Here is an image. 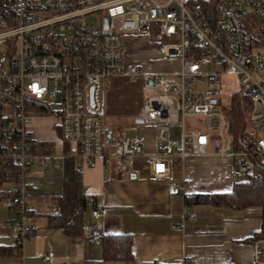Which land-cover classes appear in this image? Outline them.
Wrapping results in <instances>:
<instances>
[{
  "label": "built area",
  "instance_id": "2783aa9c",
  "mask_svg": "<svg viewBox=\"0 0 264 264\" xmlns=\"http://www.w3.org/2000/svg\"><path fill=\"white\" fill-rule=\"evenodd\" d=\"M207 1L0 0V42L10 48L0 67V171L12 177L0 187L8 194L1 205L15 214L8 228L20 254L36 233L28 186L36 166L35 119L56 120L77 173L84 163L102 159L114 160L123 176L130 173L131 160L145 157L142 140L123 131L112 136L108 148L107 80L143 83L140 119L157 129L159 143L169 141L173 127L181 128L179 161L211 153L230 156L236 177L264 179V49L245 52L232 23V16L249 9L264 24V0H219L213 10L206 8ZM130 35L150 38L179 70L151 73L128 65L125 39ZM227 74L237 77L251 101L239 143L221 110ZM192 124H204L205 130L187 131ZM169 172L168 155L159 147L149 175L163 179ZM168 192L198 198L188 182L172 183ZM180 219L184 228L195 215L183 212ZM253 247L254 264H264V237Z\"/></svg>",
  "mask_w": 264,
  "mask_h": 264
},
{
  "label": "crops",
  "instance_id": "0c3cea01",
  "mask_svg": "<svg viewBox=\"0 0 264 264\" xmlns=\"http://www.w3.org/2000/svg\"><path fill=\"white\" fill-rule=\"evenodd\" d=\"M141 37H126L125 60L128 65L143 69L147 67L146 60L134 58L130 44ZM157 56L161 64L156 67L158 72L151 73L170 74L174 73L173 66H179L165 60L161 52ZM103 100L108 148L111 149L112 136L123 131L129 139L142 140L145 157L131 160V171L123 176L117 174L114 160L106 163L98 159L94 163H84L85 234L80 238H70L61 230L47 228L48 216L59 211L51 199L62 194L65 163L67 159L73 160L66 154L70 152V145L63 143L55 127L51 132L57 143L44 138L37 130V122L45 118L35 119L32 131L37 142L36 166L28 177V186L34 205L36 233L26 242L22 254L17 253L8 228L15 214L0 204L4 207L0 209V247L12 251L10 255L0 252V264H254L253 243L256 240L246 241L262 230L261 209L217 207L171 196L168 192L170 184L188 182L197 196L230 194L236 183L234 159L211 153L181 162L176 158L180 139L174 154L166 152L169 175L153 179L149 175V164L164 144L158 142L157 129L140 123L142 120L138 115L127 131L120 122L127 116L121 104L111 102L112 97ZM107 111L119 117L109 126L105 121ZM177 131H181L180 127L172 128L169 141ZM129 132L134 136L131 137ZM55 144H59L61 150L58 155L52 152ZM183 212L195 215L194 221L184 228L180 219ZM110 235L133 238L132 260H104L103 238Z\"/></svg>",
  "mask_w": 264,
  "mask_h": 264
},
{
  "label": "trees",
  "instance_id": "16d2710c",
  "mask_svg": "<svg viewBox=\"0 0 264 264\" xmlns=\"http://www.w3.org/2000/svg\"><path fill=\"white\" fill-rule=\"evenodd\" d=\"M218 1L208 0L205 2V6L213 10ZM232 23L245 52L252 53L256 49L264 48V24L260 25L254 15H234L232 16ZM250 106V99L243 94L238 93L232 100V114L229 120L231 132L236 143H239L245 130V119ZM64 175L62 194L51 199L59 211L54 215L48 216L47 228L49 230H61L70 238H80L85 234L86 197L83 192L82 174L75 171L72 159L66 160ZM10 181H12V177L0 171V187L5 182ZM6 199H8V194L0 192V204ZM195 201L237 210L261 209L263 218L262 230L246 242H254L264 237V179L258 181L250 177L248 181L236 182L230 194L198 196ZM132 245L133 238L131 236H105L103 238L104 260L112 262L132 260ZM0 252L3 255L12 253L11 249L7 247H0ZM17 253H19V250H17Z\"/></svg>",
  "mask_w": 264,
  "mask_h": 264
},
{
  "label": "rangeland",
  "instance_id": "374dc122",
  "mask_svg": "<svg viewBox=\"0 0 264 264\" xmlns=\"http://www.w3.org/2000/svg\"><path fill=\"white\" fill-rule=\"evenodd\" d=\"M247 14L253 15L251 10L247 9ZM256 20L261 25L263 24L261 21H259L257 18ZM152 40L150 38H136L131 41V47H132V55L134 58H144L147 62V67H143V70L146 72H158V65L160 63V59L157 56L160 51L157 47V45L152 44ZM264 49V48H260ZM259 49V50H260ZM257 50V49H256ZM9 45L6 41L0 42V67L5 62V60L9 56ZM146 52V53H145ZM145 62V63H146ZM174 72L179 70V66L175 65L173 66ZM156 68V69H155ZM207 71H212V66L206 67ZM241 87L239 84V80L237 77L233 74H227L223 78V85H222V99H223V105L221 107V110L223 113H226L228 118L231 116V103L235 95L238 93H241ZM109 92V93H107ZM144 90H143V83L141 81H138L136 83H130L127 79L124 78H116L107 80L105 82V89L103 94V99L106 97H112L113 103H117L118 105L121 104V106L125 109H123V113H125L127 116L126 118H123L120 122L123 124L124 128L130 130V124L133 123L134 120L137 119L138 115L141 113L143 99H144ZM112 104V103H111ZM130 117V118H129ZM119 118L115 115H112L110 111L106 112L105 115V121L106 125L109 126L110 122H113L114 119ZM56 124V120L53 117L45 118L44 120H39L37 122V127L39 130V133H42L44 135V138L50 139L51 141L55 140L54 135L52 134L51 130L54 129V125ZM195 124V123H194ZM188 125L187 131L201 129L205 130L204 124H197V125ZM181 130V128H180ZM131 137L134 136L132 132L128 133ZM264 137V131L260 132V138ZM181 139V131H177V133L171 136V139L168 143H164L162 145L164 152L170 153L171 155L174 154L177 151L179 141ZM59 144H55L53 148V153H56L57 155L60 153V149L58 147ZM246 180L240 179L236 177V182H245ZM0 209H4L3 206H0Z\"/></svg>",
  "mask_w": 264,
  "mask_h": 264
},
{
  "label": "water",
  "instance_id": "95a60500",
  "mask_svg": "<svg viewBox=\"0 0 264 264\" xmlns=\"http://www.w3.org/2000/svg\"><path fill=\"white\" fill-rule=\"evenodd\" d=\"M143 121H140V123H142Z\"/></svg>",
  "mask_w": 264,
  "mask_h": 264
}]
</instances>
